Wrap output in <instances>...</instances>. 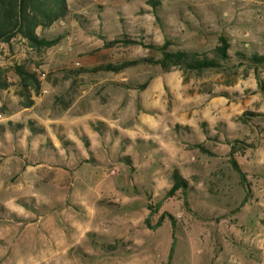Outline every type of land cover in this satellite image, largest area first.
Masks as SVG:
<instances>
[{"label": "rangeland", "instance_id": "374dc122", "mask_svg": "<svg viewBox=\"0 0 264 264\" xmlns=\"http://www.w3.org/2000/svg\"><path fill=\"white\" fill-rule=\"evenodd\" d=\"M67 3L65 19L38 30L63 36L53 48L35 52L18 37L11 56L0 43L12 82L0 90V264H166L171 222L149 227L162 214L176 220L172 264H264V92L250 71L236 68V52L264 54V0H160L155 9L147 0ZM125 33L199 52L223 34L230 43L224 66L238 72L197 76L139 64L66 77L153 55L141 45L105 47ZM15 63L41 78L30 108L20 106ZM29 121L43 133L31 134ZM236 139L254 146L236 154L251 183L243 203L228 156ZM174 169L192 185L185 197L192 211L180 191L167 195ZM114 242V252L99 246Z\"/></svg>", "mask_w": 264, "mask_h": 264}, {"label": "trees", "instance_id": "16d2710c", "mask_svg": "<svg viewBox=\"0 0 264 264\" xmlns=\"http://www.w3.org/2000/svg\"><path fill=\"white\" fill-rule=\"evenodd\" d=\"M147 3L153 8H157L160 5V0H147ZM70 13V9L67 0H0V43L8 45L10 48V55L13 56L15 52L12 50V42L21 37L26 40L29 48L35 52H42L53 48L62 38V35H57L53 38L42 37L39 35L38 30L49 29L54 23L65 19ZM135 44L141 45L149 49L153 55L143 57L134 60H125L119 63H100L91 68H79L77 70L66 71V77L69 75L79 76L83 73L99 74V73H120L126 68L133 67L139 64L150 65L153 67H159L164 72H171L173 70H180L186 75H204L206 72L237 74L236 70L230 72L231 69H226L224 64L229 60L230 43L229 39L220 34L217 38V44L208 51H193L176 49L172 50L170 47L174 45L172 39H165L160 45L158 44H144L143 41L133 39L129 34L125 33L112 40L105 41V47H114L119 45ZM239 63L236 66H244L245 74L251 72L258 80L261 90L264 92V83L260 81V74L264 73V54L253 52L251 54H245L244 51L236 52ZM13 75L16 77L17 90L16 94L19 97L20 106L22 108H30L35 104V96L41 90V78L39 74L30 69L25 64L15 63L12 67ZM12 82L9 80L5 69L0 65V90H6L10 87ZM119 86L130 88L125 83H119ZM147 83H144L140 88L144 89ZM209 91V90H208ZM212 95H226L223 92L215 93L209 92ZM264 119V113L259 114ZM246 123H251L252 119H244ZM29 129L31 134L43 133L42 128H38L34 125L33 121H29ZM6 124L0 123V135L5 131ZM9 126L13 130L20 127L9 122ZM196 147L200 151L208 152L201 143ZM247 147H254L248 144L245 140H234L230 144L228 152L229 162L235 172L239 175L240 185L245 190V197L242 201L246 202L250 196L251 183L248 180L247 173L244 172L236 159V154L243 153ZM130 162L129 160H127ZM173 186L168 191V196H173L176 192L180 191L184 197V204L187 207V192L191 189L190 181L185 178L179 169H174L172 172ZM241 207V205H240ZM239 208L232 210L231 214L237 213ZM4 207H0V212ZM189 211V207H187ZM193 214L198 215L196 212ZM226 217L222 215L221 218ZM169 219L172 225V242L166 264H172L175 247L177 243L176 239V220L171 214H162L159 220L154 226H149L148 218L146 224L150 228H158L162 225L165 219ZM198 218H201L198 216ZM118 242L109 244H100L99 246L106 251H115L118 247ZM97 245V243H96Z\"/></svg>", "mask_w": 264, "mask_h": 264}, {"label": "crops", "instance_id": "0c3cea01", "mask_svg": "<svg viewBox=\"0 0 264 264\" xmlns=\"http://www.w3.org/2000/svg\"><path fill=\"white\" fill-rule=\"evenodd\" d=\"M234 222V221H233ZM155 229H157V228H155ZM254 228H253V226H251V229H248V234H250V231H252ZM171 238H172V230H171ZM172 242V241H171ZM101 249L103 250V248L101 247ZM117 250V249H116ZM108 252H110V251H108ZM112 252H114V251H112Z\"/></svg>", "mask_w": 264, "mask_h": 264}, {"label": "built area", "instance_id": "2783aa9c", "mask_svg": "<svg viewBox=\"0 0 264 264\" xmlns=\"http://www.w3.org/2000/svg\"><path fill=\"white\" fill-rule=\"evenodd\" d=\"M259 242L261 241V239L258 240Z\"/></svg>", "mask_w": 264, "mask_h": 264}]
</instances>
